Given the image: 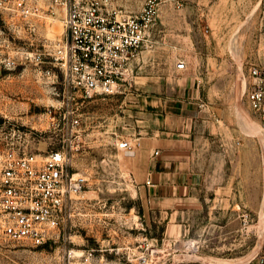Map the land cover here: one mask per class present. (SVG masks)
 I'll return each mask as SVG.
<instances>
[{
  "label": "rangeland",
  "instance_id": "obj_1",
  "mask_svg": "<svg viewBox=\"0 0 264 264\" xmlns=\"http://www.w3.org/2000/svg\"><path fill=\"white\" fill-rule=\"evenodd\" d=\"M36 1L40 12L26 19L0 9V53L54 44L61 38L62 8L51 7L49 0ZM145 1L119 3L139 11ZM158 2L156 25L132 86L122 94L96 95L85 102L82 124L73 135L61 129L58 116L53 120L47 114L61 99L60 82L40 72L57 70L48 59L39 66H0V150L13 146L45 154L73 143L80 150L73 151L72 170L88 178L85 193L73 199L71 220L55 241L32 246L0 237V264H64L69 249L91 248L95 264H139L141 242L162 247L157 264L256 263L248 261L264 249V130L248 102L246 86L249 66L264 65V0ZM181 59L186 67L179 69ZM146 95L197 101L185 124L224 161L221 184L226 192H220L216 202L203 200L198 214L184 219L190 225L181 231L150 220L121 169L129 157L117 149L115 140L135 138L138 135L126 132L142 127L141 117L133 112L128 121L124 109L134 108ZM243 213L249 214L247 222ZM72 264L84 263L75 258Z\"/></svg>",
  "mask_w": 264,
  "mask_h": 264
},
{
  "label": "built area",
  "instance_id": "obj_2",
  "mask_svg": "<svg viewBox=\"0 0 264 264\" xmlns=\"http://www.w3.org/2000/svg\"><path fill=\"white\" fill-rule=\"evenodd\" d=\"M49 1L51 7L63 10L61 38L54 44L0 53V66H39L48 59L57 70L40 68V72L60 82L61 99L47 114L53 120L58 116L61 129L73 135L82 124L81 107L85 102L96 95L122 94L132 86L141 52L156 25L159 2L146 0L141 10L129 11L119 7L118 0ZM37 4L36 0H0V9L26 19L40 12ZM50 11L56 14L54 9ZM29 30L34 32L36 27L30 24ZM176 66L185 68V60H179ZM246 97L264 130V65L249 66ZM115 145L131 150L140 147L141 140L122 138ZM79 150L80 146L73 143L45 154L13 146L0 150V237L40 246L60 236L73 216V199L86 191L87 176L72 170L73 151ZM242 217L247 222L249 214ZM140 246L144 250L136 258L139 264L159 262L162 247L144 242ZM94 257L93 248L81 252L69 249L64 264H72L75 258L95 264ZM254 259L255 264H264V249Z\"/></svg>",
  "mask_w": 264,
  "mask_h": 264
},
{
  "label": "crops",
  "instance_id": "obj_3",
  "mask_svg": "<svg viewBox=\"0 0 264 264\" xmlns=\"http://www.w3.org/2000/svg\"><path fill=\"white\" fill-rule=\"evenodd\" d=\"M117 4L122 8L119 0ZM197 103L185 97L142 96L134 108L124 109L128 121L127 115L133 112L141 117L139 131L126 132L138 135L141 146L131 150L117 148L129 157L121 169L127 172L125 178L134 186L147 216L154 223L165 222L167 228L175 231L189 227L184 219L195 215L203 207V200L216 202L221 199L219 193L227 189L221 184L225 175L220 154L197 130L191 131L190 124H185L186 115ZM214 207L216 203L209 206L210 214Z\"/></svg>",
  "mask_w": 264,
  "mask_h": 264
},
{
  "label": "bare ground",
  "instance_id": "obj_4",
  "mask_svg": "<svg viewBox=\"0 0 264 264\" xmlns=\"http://www.w3.org/2000/svg\"><path fill=\"white\" fill-rule=\"evenodd\" d=\"M218 261H219V260H218ZM220 261H221V260H220ZM212 262H213V261H212ZM220 264H225V263H222V262H221Z\"/></svg>",
  "mask_w": 264,
  "mask_h": 264
},
{
  "label": "trees",
  "instance_id": "obj_5",
  "mask_svg": "<svg viewBox=\"0 0 264 264\" xmlns=\"http://www.w3.org/2000/svg\"><path fill=\"white\" fill-rule=\"evenodd\" d=\"M42 246H44V245H42Z\"/></svg>",
  "mask_w": 264,
  "mask_h": 264
}]
</instances>
